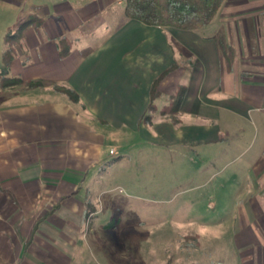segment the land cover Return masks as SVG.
<instances>
[{"label":"crops","instance_id":"crops-1","mask_svg":"<svg viewBox=\"0 0 264 264\" xmlns=\"http://www.w3.org/2000/svg\"><path fill=\"white\" fill-rule=\"evenodd\" d=\"M227 1L207 28L181 31L128 19L125 0H0V62L7 33L29 16L43 19L15 48L11 76L26 86L0 83V264H74L83 241L95 237L85 226L96 210L87 191L103 188L97 169L116 149L105 144L136 136L233 166L236 190L247 191L243 238L264 251V0ZM62 38L72 43L66 58ZM172 66L156 105L184 86L179 123L158 111L146 126L151 86ZM236 118L260 137L235 138L243 133ZM248 141L257 144L235 150Z\"/></svg>","mask_w":264,"mask_h":264},{"label":"rangeland","instance_id":"rangeland-1","mask_svg":"<svg viewBox=\"0 0 264 264\" xmlns=\"http://www.w3.org/2000/svg\"><path fill=\"white\" fill-rule=\"evenodd\" d=\"M236 120L243 133L235 138L260 137ZM134 138L105 144L117 153L97 169L103 188L87 192L93 208L105 203L106 210L91 209L85 226L95 237L83 241L74 264H255L264 257L243 238L247 191L236 190L233 166L222 169L224 160H201L186 148ZM249 141L235 150L256 146Z\"/></svg>","mask_w":264,"mask_h":264},{"label":"trees","instance_id":"trees-1","mask_svg":"<svg viewBox=\"0 0 264 264\" xmlns=\"http://www.w3.org/2000/svg\"><path fill=\"white\" fill-rule=\"evenodd\" d=\"M226 0H125V16L128 19L139 21L148 26L171 27L181 31H200L207 28L216 18ZM43 19L38 16H29L20 22L16 29L9 31L5 36L6 48L1 54L0 62V83L2 88H13L23 86L27 82L20 77L11 76V69L15 59V48L20 44L24 31L28 27L39 28ZM59 56L66 58L71 50L72 43L66 38L58 42ZM226 65L228 70L232 69L234 52H225ZM175 66L165 71L159 78L155 79L150 90V103L140 118V122L146 126L152 124L154 114L159 111L162 115L168 116L174 124L179 123L178 115L183 101L186 88L180 86L169 104L158 109L156 101L161 93L159 86L164 77L174 69ZM42 86L41 82H29V87ZM56 92L66 95L73 102L80 101L79 95L71 88L55 86ZM94 211L88 210L85 220Z\"/></svg>","mask_w":264,"mask_h":264},{"label":"built area","instance_id":"built-area-1","mask_svg":"<svg viewBox=\"0 0 264 264\" xmlns=\"http://www.w3.org/2000/svg\"><path fill=\"white\" fill-rule=\"evenodd\" d=\"M115 152H116V151H114V150H111V151H110V154H111V155H114V154H115Z\"/></svg>","mask_w":264,"mask_h":264}]
</instances>
